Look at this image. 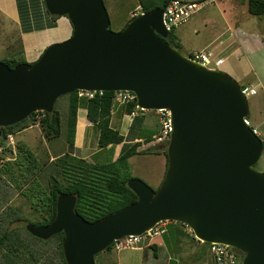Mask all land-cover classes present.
<instances>
[{
  "label": "water",
  "instance_id": "water-1",
  "mask_svg": "<svg viewBox=\"0 0 264 264\" xmlns=\"http://www.w3.org/2000/svg\"><path fill=\"white\" fill-rule=\"evenodd\" d=\"M44 2L51 15L70 20L73 33L34 64L0 61V138L34 113H53L59 98L76 91L131 92L138 109L167 111L172 131L158 190L133 178L128 187L138 201L95 222L76 212L77 196L62 194L54 222L27 231L44 241L64 233L67 264H96L115 241L176 222L202 243L242 252L241 264H264V172L255 168L264 144L246 122L241 85L173 47L161 7L113 32L104 0Z\"/></svg>",
  "mask_w": 264,
  "mask_h": 264
},
{
  "label": "rangeland",
  "instance_id": "rangeland-1",
  "mask_svg": "<svg viewBox=\"0 0 264 264\" xmlns=\"http://www.w3.org/2000/svg\"><path fill=\"white\" fill-rule=\"evenodd\" d=\"M243 1L226 0L225 3L221 4L216 2L213 6L203 5L188 23L181 26V28L173 29L171 32L179 37L181 36V31H184L182 34L184 42L179 41V43H181V53L186 56L204 51L205 47L209 44H211L209 47L212 49L222 46L225 38H222L221 35L224 32L229 33V35L233 32L238 36V44L231 46L228 42L227 46L230 47H225L227 50L224 53L220 52L219 56L224 60V65L219 69L228 73L241 86L256 88L257 94L247 97L250 107L249 122L250 126L258 131L260 138L264 141V16L250 15L247 6L242 4ZM104 3L111 20L110 29L113 32H119L125 27V23L128 20L127 16L131 9L137 6L140 8L139 0H104ZM141 12V9L138 10V15ZM22 57H25V53L20 28L0 13V61L6 58L21 59ZM55 108L61 113L63 118V129L59 138L50 141L46 140L39 122H36L34 126L26 129L25 133H22L21 136H18L20 133L14 135V144H7V148L4 151L6 159L3 164L0 163V166L5 163L7 164L10 160L11 163H14L13 171L16 181L12 180V183H19L24 192L37 183L43 189H47L48 177L53 172V167L44 171L43 164L50 161L48 154L56 157L65 153H73V155L86 157L88 161L93 162L94 155L99 150L98 131L92 127L87 128L85 131V152L79 151L76 148L72 149L67 143L66 120L69 112L68 97L63 96L59 98L55 104ZM85 108V101H83L81 102V111H79L81 116L85 115ZM120 111L121 108L114 109L111 125L125 134L127 140H130L132 137L130 134L128 136V133L132 118L127 117L126 120H123ZM139 114L143 115V112H139ZM40 118L38 116L37 120H40ZM19 143L24 146L26 151H30L33 157L26 151L25 153H20L18 148ZM151 145L153 146V152L165 150L168 146L167 143L159 142L152 143ZM121 147L122 145H119L116 148L115 158L119 156ZM144 148L145 146L141 149ZM34 157L37 158L39 167L44 168L40 174L38 173L36 179H34V175L30 176L31 173L29 172L31 168L30 164H34ZM16 159L19 161V165ZM255 168L258 171L264 172V153ZM130 169L135 178L141 179L157 190L159 183L163 181L166 173L167 158L163 153L161 155L148 154L135 156L130 159ZM17 200V203L13 202L12 206L18 204L19 207L17 208L19 210L13 216H22L26 221L16 222L14 223L15 225L26 226L29 223H36L42 220L39 212L32 210L30 200L25 195L21 193ZM32 202L38 203V198ZM183 226L181 223H176L175 225H171V222L169 223V233L165 236L167 252L163 246H159L157 257H153L152 250L145 248L146 244H142L140 245L142 247L141 250L125 249L119 252L116 250H113L112 253L104 252L98 260L106 258L112 264H117L119 260L123 263L126 261L127 264H215L208 251V246L194 241L193 235L186 234L180 229ZM183 228L185 230L189 229L186 226ZM145 251L149 252L147 258L144 255ZM243 259L244 257L240 255L237 263L241 264Z\"/></svg>",
  "mask_w": 264,
  "mask_h": 264
},
{
  "label": "trees",
  "instance_id": "trees-1",
  "mask_svg": "<svg viewBox=\"0 0 264 264\" xmlns=\"http://www.w3.org/2000/svg\"><path fill=\"white\" fill-rule=\"evenodd\" d=\"M139 1L143 13L149 12L156 7L165 9L171 0ZM17 4L21 13H28L29 10L38 7V0H17ZM242 4L247 6L250 15L264 16V0H244ZM34 14H37L36 16L33 15L36 18L34 20L36 22L35 26L24 28V25H22L23 32L27 33L33 30L57 27L56 20L60 17L51 15L46 6L44 12L38 11ZM45 16L51 20L49 23L43 24ZM167 41L173 47L180 50V43L173 32H171ZM3 62L14 68L16 65L26 63L27 61L25 57H22L21 59L6 58ZM66 96L69 99V112L66 120L67 143L72 149L76 148L78 112L81 102L85 101V109L87 110L86 119L98 131L99 150L95 153L93 162L73 155V153L56 156L52 162L43 164L45 170L39 167V162L34 157V161H36L34 175L53 167V172L48 177L47 189H43L36 182V185L33 184L35 186L25 192L22 191V194L30 200L32 210L38 211L42 217V220L36 223L27 222L35 226H47L54 222L57 215V200L59 195L62 194L77 196L76 212L90 222L104 219L108 215L136 203L138 197L128 187V182L135 178L131 173L130 159L135 156L148 154L161 155L162 153L167 158V149L153 152V146L151 145L158 142V138L161 135V121L157 111L147 112L137 110L136 100L120 106V104L115 103V92H103L102 94L98 92L91 99L80 98L77 92ZM115 108H121L120 115H122V119L137 112L129 128L128 136L130 134L132 137L130 140H127V136L111 125L112 114ZM139 112H143V115L139 114ZM38 116L41 117L40 120H37ZM247 120H249V117ZM36 122H39L46 140L50 141L61 136L63 118L61 113L55 108L51 114L37 112L18 124L4 128L0 143L4 145L7 135H17L34 126ZM164 143L168 144L169 141L166 140ZM119 145H122V147L119 156L115 159L116 148ZM143 146L145 148L141 149ZM18 148L20 153H25L26 150L22 144L20 145L19 143ZM26 152L30 153V151ZM30 155L33 157L32 153ZM36 198H38V203L35 204L32 201L36 200ZM9 208L13 212V216L17 210L12 206ZM23 220L26 221L22 216L13 217L11 229H6L5 233L0 236V250H5L0 264H67L63 248L65 234L59 233L51 239L44 241L31 235L25 225L14 224ZM193 240L197 242L194 237ZM203 244L209 246L207 243ZM150 248L155 251V256L157 257L158 245H151ZM105 252L112 253L113 247H109ZM103 253L95 256V263L112 264L106 258L98 260ZM237 253L239 256L244 257L242 252L237 251Z\"/></svg>",
  "mask_w": 264,
  "mask_h": 264
},
{
  "label": "crops",
  "instance_id": "crops-1",
  "mask_svg": "<svg viewBox=\"0 0 264 264\" xmlns=\"http://www.w3.org/2000/svg\"><path fill=\"white\" fill-rule=\"evenodd\" d=\"M181 1L198 2V3H203V5H211V6H213L216 2H219L220 4L226 2V0H181ZM44 9H45L44 0H38V7L33 8L32 10H29L28 13H26V12L21 13V11L19 10L18 4H17V0H0V13L4 17L8 18L12 23L19 26V28H20L21 39H22V44H23V48H24L26 61L31 63V64L38 61V59L41 57L42 53L45 51V49L49 45L66 41L69 38H71L72 33H73L72 24L67 17H60L59 19H57L56 20L57 27H55V28H47L44 30H33L32 32H27V33L23 32V30L21 31V28L23 29L22 25H24V28H29V26L34 27L35 23H36V22H34V20L36 18L33 17V15H35V16L37 15L34 13H36L38 11L44 12ZM140 9H142L141 6H140V8H139V6H137L136 8L131 9L129 11L128 16H127L128 20L125 23V25L128 23V21L132 17H134L135 15H138V10H140ZM50 20L51 19L49 17L45 16L42 23L43 24L49 23ZM229 31H231V30H229ZM183 32L184 31H181L182 37L176 36L178 38V41H180V42H184V37L182 35ZM221 36H222V38H225V40H224L223 45L217 48L218 55L220 54V52L224 53L227 50L225 47H227V48L230 47V46H227L228 42L230 43L231 46L238 44V39H237L238 36L236 34H234L233 32L231 35H229V33L227 34V32H224ZM209 45H211V44H209ZM209 45L207 47H205L204 50L209 49L210 48ZM79 111H81V110L79 109ZM85 111H86L85 115H82V116L78 112L77 133H76V141H75L76 149L79 151H83V152H85L84 150L86 149L85 131L87 128H90V127L94 128L92 126V124L87 121V119H86L87 110H85ZM113 116H114V114H113ZM126 118L127 117L123 118V120H126ZM112 120H113V117H112ZM22 133H25V131L21 132L18 136H21ZM123 135H125V134H123ZM116 151H117V149H116ZM48 155L50 158V161H49V163H50L54 160L55 156H51L50 154H48ZM84 158H86V157H84ZM16 161H17V159H16ZM5 164L0 166V236H2L5 233L6 229L7 230L11 229L12 218L14 216H12L13 212L11 211V209L9 207L12 206L13 202L17 203V201H18L17 199L20 197L21 193H23L22 191H24L23 188H19V187H21L19 183H14V184L12 183V180L16 181V179L14 178V171H13L14 163H11V160H10V161H8V163L6 165ZM17 164L19 165V161H17ZM30 167L31 168H30L29 172L31 173L30 176H32V175H34V173L36 171V161H34V164H30ZM37 175H34V179L37 178ZM161 184H162V182L159 183V187L161 186ZM12 207L15 208L16 210H19L17 208V207H19L18 204L15 206H12ZM175 224H176L175 222L174 223L171 222V225H175ZM180 229L183 230L186 234H188V231L185 230L183 227H180ZM168 233L169 232H167V234ZM167 234L163 235L162 237L154 238L150 243L145 245V248L151 249L150 248L151 245H158V247L163 246L167 252V248H166L167 245H166V240H165V236ZM141 249L142 248H139V250H141ZM135 250H138V249H135ZM151 250H152L153 257H156L155 251L153 249H151ZM3 252H5L4 249L0 250V260H1V257L3 255ZM145 252H146V253H144V255L146 256L145 258H147L149 256V252H147V251H145ZM117 264H127V262L125 261V263H123V262H120V260H119L117 262Z\"/></svg>",
  "mask_w": 264,
  "mask_h": 264
},
{
  "label": "built area",
  "instance_id": "built-area-1",
  "mask_svg": "<svg viewBox=\"0 0 264 264\" xmlns=\"http://www.w3.org/2000/svg\"><path fill=\"white\" fill-rule=\"evenodd\" d=\"M203 7V3L198 2H185L181 0H171L167 7L164 9V22L167 29L171 32L175 28H179L190 21L192 16ZM192 60L201 63L202 65L210 69H219L223 64L224 60L218 55L217 49L209 48L200 53H193L189 56ZM245 95L248 97L256 95L257 91L255 88L245 87L242 89ZM80 98H93L95 92L77 91ZM102 94V93H101ZM136 100L135 94L131 92H117L115 103L123 105L131 101ZM137 110L138 109L137 107ZM157 113L160 115L161 121V135L158 138L159 143H164L166 140L169 141L170 133L172 131L170 115L167 111L159 110ZM137 115V112L133 113L130 118ZM247 124L250 126L249 120H246ZM254 132L260 135L256 129ZM13 134L7 135L4 140V145L0 143V163L5 162V147L7 144L13 145ZM7 148V147H6ZM170 222H160L151 231L145 233L142 236H130L123 238L121 240L115 241L112 244L113 250L122 251L125 249H139L142 248L140 245L150 243L156 237H162L168 232V225ZM190 235H193L190 229L187 230ZM194 236V235H193ZM196 239V238H195ZM198 241V240H197ZM203 244L202 242L198 241ZM208 251L213 258L215 264H238V253L235 249L223 245V244H209Z\"/></svg>",
  "mask_w": 264,
  "mask_h": 264
},
{
  "label": "clouds",
  "instance_id": "clouds-1",
  "mask_svg": "<svg viewBox=\"0 0 264 264\" xmlns=\"http://www.w3.org/2000/svg\"><path fill=\"white\" fill-rule=\"evenodd\" d=\"M243 89V88H242ZM77 92V91H76ZM259 136V135H258ZM260 137V136H259Z\"/></svg>",
  "mask_w": 264,
  "mask_h": 264
},
{
  "label": "flooded vegetation",
  "instance_id": "flooded-vegetation-1",
  "mask_svg": "<svg viewBox=\"0 0 264 264\" xmlns=\"http://www.w3.org/2000/svg\"><path fill=\"white\" fill-rule=\"evenodd\" d=\"M167 40H169V38Z\"/></svg>",
  "mask_w": 264,
  "mask_h": 264
}]
</instances>
